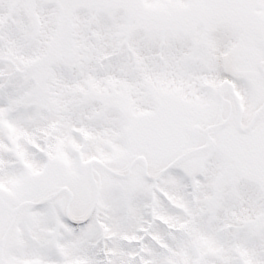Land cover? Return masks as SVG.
Instances as JSON below:
<instances>
[{
    "label": "snow or ice",
    "instance_id": "6c2138e0",
    "mask_svg": "<svg viewBox=\"0 0 264 264\" xmlns=\"http://www.w3.org/2000/svg\"><path fill=\"white\" fill-rule=\"evenodd\" d=\"M0 264H264V0H0Z\"/></svg>",
    "mask_w": 264,
    "mask_h": 264
}]
</instances>
